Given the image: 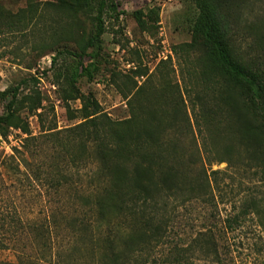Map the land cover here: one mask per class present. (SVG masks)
<instances>
[{
	"label": "trees",
	"instance_id": "trees-1",
	"mask_svg": "<svg viewBox=\"0 0 264 264\" xmlns=\"http://www.w3.org/2000/svg\"><path fill=\"white\" fill-rule=\"evenodd\" d=\"M65 1L91 15L92 31L80 49L60 51L52 60L69 61L65 69L81 101V120L63 130L49 126L33 136L29 123L16 115L22 86L3 93L0 132L20 129L26 143L14 155L0 157V176L32 185L42 204H50L54 194L73 192L76 210L66 220L79 235H91L92 251H101L100 264H236L234 235L248 231L257 237L254 252L264 255V67L239 58L231 34L234 14L251 0H192L190 30L203 39L209 59L222 72L218 91L199 92L192 115L180 104L145 110L135 95L123 120L104 112L79 82L92 81L106 64L108 21L120 20L126 0ZM134 14L143 17L142 10ZM208 100L214 101L213 114ZM31 103L29 114L42 120V101ZM214 120L238 135L239 159L231 147L211 149ZM41 140L51 145L49 162L37 160L39 150L32 153L30 143ZM222 163L242 170L249 185L242 180L225 194L223 171L213 170ZM189 210L197 229L175 236ZM52 228L48 213L27 218L0 204V264H18L1 255L17 244L35 251L28 254V246L20 264H60Z\"/></svg>",
	"mask_w": 264,
	"mask_h": 264
},
{
	"label": "rangeland",
	"instance_id": "rangeland-1",
	"mask_svg": "<svg viewBox=\"0 0 264 264\" xmlns=\"http://www.w3.org/2000/svg\"><path fill=\"white\" fill-rule=\"evenodd\" d=\"M192 5V0L124 1L120 20L108 21L104 35L106 64L92 81L81 79V91L93 94L102 110L114 120L129 116L128 101L135 95L145 110H170L180 104L182 108L186 105L192 115L198 93L218 91L223 81L221 70L208 57L203 39L190 30L188 13ZM139 10L143 12L142 19L134 14ZM91 31L90 13L75 11L65 0H0V116L6 103L3 93L20 85L16 115L20 122L29 123L33 136L39 137L42 129L49 126L63 130L78 124L81 101L76 99L65 69L69 61L59 57L53 64L52 60L60 51H78ZM231 34L236 55H243L246 63L247 58L254 59L255 64L264 67V0H251L234 14ZM39 99L42 120L29 114L31 102ZM208 103L213 114L214 101ZM226 127L214 120L209 132L211 149L222 152L231 147L233 156L239 159L243 150L238 135ZM25 138L20 129H3L0 157L14 155L15 148L22 150ZM30 144L33 154L39 150V162H49L51 145L45 140ZM213 170L223 171L221 186L225 194L242 180L249 185L238 167L228 168L222 163L214 164ZM74 197L73 192L64 196L54 194L49 198L50 204H42L32 185L0 176L3 208L11 212L18 209L27 218H45L48 213L60 264H100L101 251H92L91 235H79L66 220V215L76 210ZM192 213L184 211L175 236L182 237L197 229L198 221ZM237 234L233 239L236 264H264V255L254 252V232ZM28 246L17 244L1 255L20 264ZM34 253L30 246L28 254Z\"/></svg>",
	"mask_w": 264,
	"mask_h": 264
}]
</instances>
